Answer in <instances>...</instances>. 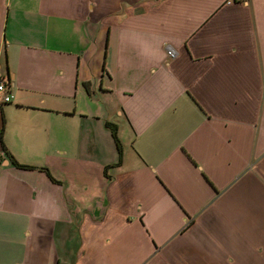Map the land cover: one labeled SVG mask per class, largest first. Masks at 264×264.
<instances>
[{"label":"crops","instance_id":"crops-1","mask_svg":"<svg viewBox=\"0 0 264 264\" xmlns=\"http://www.w3.org/2000/svg\"><path fill=\"white\" fill-rule=\"evenodd\" d=\"M0 79V264H264V0H0Z\"/></svg>","mask_w":264,"mask_h":264},{"label":"built area","instance_id":"built-area-1","mask_svg":"<svg viewBox=\"0 0 264 264\" xmlns=\"http://www.w3.org/2000/svg\"><path fill=\"white\" fill-rule=\"evenodd\" d=\"M176 56L175 51H173L171 48H166V57L168 60L174 59ZM0 102L3 103H9L11 101V96L7 94L6 90V84L5 82L0 79Z\"/></svg>","mask_w":264,"mask_h":264},{"label":"trees","instance_id":"trees-1","mask_svg":"<svg viewBox=\"0 0 264 264\" xmlns=\"http://www.w3.org/2000/svg\"><path fill=\"white\" fill-rule=\"evenodd\" d=\"M108 127H109V130L111 132V135H112V138L114 140V143L116 145V148H117V151H118V155H119V162L120 163V159H121V144H120V141L117 137V133H116V127L112 124H107ZM15 165H17L18 167H22V168H27L25 166H22V165H18L16 162H15ZM106 170V168H105Z\"/></svg>","mask_w":264,"mask_h":264}]
</instances>
